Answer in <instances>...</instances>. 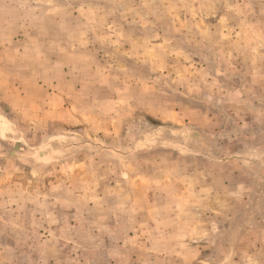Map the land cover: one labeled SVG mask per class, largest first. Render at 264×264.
<instances>
[{"label":"rangeland","instance_id":"1","mask_svg":"<svg viewBox=\"0 0 264 264\" xmlns=\"http://www.w3.org/2000/svg\"><path fill=\"white\" fill-rule=\"evenodd\" d=\"M0 264H264V0H0Z\"/></svg>","mask_w":264,"mask_h":264}]
</instances>
